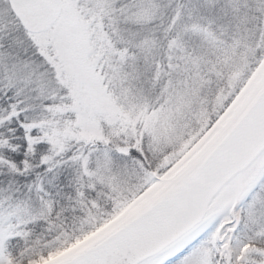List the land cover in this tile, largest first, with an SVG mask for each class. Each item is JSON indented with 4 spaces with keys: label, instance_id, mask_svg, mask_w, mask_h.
I'll return each instance as SVG.
<instances>
[{
    "label": "snow or ice",
    "instance_id": "obj_1",
    "mask_svg": "<svg viewBox=\"0 0 264 264\" xmlns=\"http://www.w3.org/2000/svg\"><path fill=\"white\" fill-rule=\"evenodd\" d=\"M0 264H264V0H0Z\"/></svg>",
    "mask_w": 264,
    "mask_h": 264
}]
</instances>
